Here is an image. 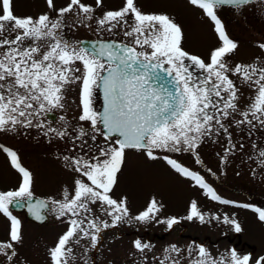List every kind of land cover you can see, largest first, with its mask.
Segmentation results:
<instances>
[{"label":"snow or ice","instance_id":"1","mask_svg":"<svg viewBox=\"0 0 264 264\" xmlns=\"http://www.w3.org/2000/svg\"><path fill=\"white\" fill-rule=\"evenodd\" d=\"M256 0H188V3L203 11L212 22L221 46L210 53L209 63L190 56L181 47L183 31L173 18L164 13L146 14L137 7L136 0H124L120 10L107 11L97 20L100 28L112 32L115 28L123 30L126 37L132 38V45L116 42L92 44L91 50L82 46H74L59 36L62 18L66 13L77 9V15L84 19L95 9L82 0H70L66 7L55 9L54 0H46L47 7L56 10L57 18L48 14L33 17H18L13 11V0H0V132L14 131L17 125L24 128L33 126V120L41 113L53 108H63L65 89L68 85L80 82L82 114L81 121H89L93 132L98 124L106 129L105 139L118 135L122 137L118 147H110L101 155L106 157L102 162L83 158L70 160L71 170L79 174L74 180L73 192H64L62 202L52 201L57 207V218L70 214L79 217L81 210L90 211L89 204H99L101 210L112 217V224L103 222V227L114 226L128 216L126 200L117 201L109 193L117 183V174L125 163V150L132 148L145 150L150 159H156L154 150L178 151L180 146L195 150L202 138L212 134L213 121L225 128L220 120H216L210 110L218 107L217 100L224 101L221 113L227 118L230 113L239 111L237 101L238 88L229 73L240 77L256 92L248 111L240 112L242 120L237 124L248 123L249 115L264 124V63L259 66L238 64L230 68L225 57L234 53L238 44L229 38L225 26L217 15L216 9L221 6H242L255 3ZM103 0H95L100 7ZM131 19V22L129 20ZM11 36V38H9ZM259 47L264 49V44ZM140 49H150L151 51ZM190 60L200 69L207 72L203 81L193 79L184 60ZM79 62L81 66H77ZM164 65L170 67L165 68ZM79 73V75H76ZM171 77L168 84L161 80V74ZM174 73V75H173ZM103 89L106 107L102 115L92 110L91 99L93 88ZM227 93L228 96H222ZM43 127V125H37ZM49 131H56L49 129ZM48 133L45 132V135ZM81 130V137L87 136ZM63 137V132H57ZM94 139V137H93ZM2 147V146H0ZM228 149L227 151H230ZM10 158L11 166L20 174L21 183L16 191L0 192V214L10 221L8 242H0V255L6 257L9 264H14V244L22 242L20 221L10 211L11 207L20 206L21 201H31L32 173L24 168L17 153L3 148ZM226 151V155H227ZM264 156V151L260 153ZM65 160L69 158L65 157ZM199 163V159L197 158ZM176 172L195 181L205 190V194L221 204L232 203L221 199L203 177L183 167L175 160L167 159ZM48 205L45 201L29 203V211L37 220H43L41 209ZM242 208L251 207L264 222V209L247 204L237 205ZM160 209L153 200L146 211L134 219L147 221ZM199 219L205 222L195 202L190 206L188 220ZM219 220L220 217H213ZM224 223L234 225L236 232L241 226L235 220L224 217ZM69 228L55 247L49 250L52 264H68V256L72 249L69 242L80 237H89L92 241L97 236L90 235L89 230L99 232L96 220L84 226L83 220L69 219ZM177 221H167L169 228ZM141 252L147 245L135 242ZM168 251V250H166ZM171 252L179 256L180 249L172 246ZM191 249H189V256ZM251 257L239 256L230 250L227 257L214 258L203 247L198 250V258L192 264H249ZM179 264L178 259L166 256L161 260ZM256 264H264V257L257 259Z\"/></svg>","mask_w":264,"mask_h":264},{"label":"rangeland","instance_id":"2","mask_svg":"<svg viewBox=\"0 0 264 264\" xmlns=\"http://www.w3.org/2000/svg\"><path fill=\"white\" fill-rule=\"evenodd\" d=\"M69 2L70 0H54L55 9L59 10L66 7ZM82 2L91 5L95 9L93 13L89 14L92 18L89 20L84 19L83 14L77 15L78 10L75 8L72 13H66L62 18V27L59 31L62 40L74 46H80L81 40H114L134 46L132 45V38L126 37L120 28H115L112 32H109L106 28H100L97 24V20L102 18L105 12L120 10L124 6V0H103L100 7H96L95 0H82ZM136 4L142 12L164 13L173 18L183 31L181 47L190 56L198 57L205 63H209L210 53L221 46V41L214 31L212 22L202 10L190 5L188 0H136ZM256 5L259 36L254 40L235 41L238 44L236 51L225 57L230 68H234L238 64H255L259 66L264 63V49L259 47L260 44H264V0H258ZM243 9L250 16L251 8L244 6ZM56 10L49 9L46 0H13V11L18 17L36 18L39 15L48 14L52 19H56ZM129 20L131 22L130 18ZM249 20L250 18L244 19L242 23L243 33H245V29L249 28L245 25V22L247 23ZM137 50L151 51L150 49L140 48H137ZM184 64L188 68L198 66L187 59L184 60ZM77 66L82 67L79 62H77ZM205 73L208 75L207 72ZM76 75H79V73ZM229 76L239 90L237 93L239 111L232 112L231 109H228L230 115L224 118L221 113L224 101L214 97L217 100L218 107L212 109V113H217L219 119H221L220 121L225 125V128L222 129H224V132H239V129L247 132L251 129L263 128L264 124L253 119L251 115L248 117L252 121L251 124L236 123L243 119L240 112L249 110V105L253 102L252 98L256 95V92L244 83L240 77L231 73H229ZM222 96L227 97L228 94L222 93ZM63 105V108H53L48 111L55 115L53 123L44 113H41L38 119L33 120V126L24 128L17 125L18 132H45L49 129L56 130L53 132L58 130L59 132H81L83 129L94 133L96 139L102 142L104 138L99 133L101 132L100 124L97 126L98 130L93 132L89 121L79 119L82 114L81 85L79 81L66 87ZM100 106L98 88H93L92 110L98 114ZM41 124L43 127L37 126ZM61 128L64 130H61ZM216 130L212 132H220L218 127ZM58 141L60 144L61 141L56 139V142ZM195 153L196 156L194 157L191 150H188L186 146H180L178 151L154 150L153 154L157 158L153 160L148 158L145 150L132 148L125 150V163L117 174V183L109 195L117 201L126 200L128 216L116 224L121 232L128 231L130 233L118 235L115 231H112L104 234L102 250H105V254L109 253L118 258L113 260V264H161V260L166 256L178 259L179 264H192V261L198 258L200 247H203L214 258L227 257L230 250L233 249L225 239L220 237L227 233L233 234L235 229L234 225L223 222L224 217L239 223L242 229L239 234L242 239L253 244L257 253L264 252V224L254 215L250 207L237 206L247 204L240 196L220 192V188L211 179V173H215L217 170L211 168V173L205 170L203 164V138ZM62 154V152L59 153L55 149H51L50 153L43 157L38 156L36 153L29 154L28 157H26L27 154L18 153L21 165L32 173V191L51 200V202H62L64 192L72 193L74 180L80 178L78 173L71 170L70 160L66 161L65 156L62 157ZM67 157L71 158L72 156ZM197 158L200 161L199 163ZM167 159L175 160L183 167L203 177L205 182L213 188L221 199L232 203L221 204L219 201L212 200L195 181L176 172L167 163ZM19 179H21V176L11 166L7 153L0 150V191H15L16 188L13 189V187ZM153 200L156 201L160 210L155 212L152 218L147 221L141 222L134 219L146 211ZM192 202L196 203L199 212L205 216L204 223H201L195 217L192 220L186 218L190 214ZM89 209L99 223L107 221L112 224V217L104 213L99 204H89ZM217 216L220 217L219 220L213 218ZM173 218L181 223L184 229L180 225L176 226L172 231L166 233L163 238H158L170 229L167 221ZM51 221V224L46 226L27 225L25 229L21 230L22 242L14 244V248L21 250L19 248L29 247L28 252L34 249L31 252L33 254L38 253L41 261L51 263L49 250L55 247L59 238L69 228L68 222L60 223L59 219H52ZM100 226H103V224H100ZM8 232L0 228V242L9 241ZM154 235H156V238H153ZM207 238L211 241L220 240L216 243L207 242ZM136 241H140L141 245H147L148 247L141 252L135 247ZM173 245L180 249L179 256L171 252ZM189 249H191L190 256ZM102 250L100 253H103ZM244 253L243 251H237L239 256H244ZM124 257L128 259L124 261ZM97 264H106V262L100 259ZM165 264H171V261H165Z\"/></svg>","mask_w":264,"mask_h":264},{"label":"flooded vegetation","instance_id":"3","mask_svg":"<svg viewBox=\"0 0 264 264\" xmlns=\"http://www.w3.org/2000/svg\"><path fill=\"white\" fill-rule=\"evenodd\" d=\"M257 1L258 0H256V2ZM256 2L245 5V7L249 6V8H251L250 16H248V13L244 12V6L237 9L233 6L225 5L216 9L217 15L224 24L225 31L230 39L234 41L247 39L254 40L259 36L258 10ZM144 13L158 14L153 11ZM249 18L251 22L250 20L247 22L248 24L245 22V25L249 26V32L248 29H245V33H243L242 30L244 27L242 23L244 22V19ZM164 67L168 68L170 66L164 65ZM188 71L196 81H203L207 76L205 71L202 69L200 70L198 66H190ZM210 112L214 115L216 120H221L217 113H212V110H210ZM44 114L51 120V123L54 122L55 115L53 113L46 112ZM220 122L223 124L222 121ZM212 123L214 125L212 131H217L216 128L218 127L220 132H212L211 135L203 137V164L205 170L208 173H211V168L217 170V172L215 171V173H211V179L214 181L215 185L220 188V192L240 196L242 200L247 202V205L264 209V156L260 155V153L264 151V127L251 129L247 132H243L240 129L239 132H224V129H222L219 124H216L215 120ZM61 130L64 129L61 128ZM45 132L48 134L45 135ZM45 132H18V127L15 128L13 132H0V146H2L0 147V150H3V148L6 147L15 151L17 155L18 153H24L27 154L26 157H28L29 154L36 153L38 156L43 157L48 155L51 149H55V151L63 153L62 157L72 156L69 160L83 158L90 162H96L93 158L99 157L102 162L106 159V157L101 155L104 150L110 147L119 146L118 136H111L108 139H105L106 134L103 132L102 128L101 132H99L104 138L102 142L98 141L96 135L91 132H88L89 134L83 137H81L80 132L78 131L63 132L64 135L62 138L57 135L59 130L57 132L46 130ZM56 139L61 141L60 144L59 141L56 142ZM228 149L231 150L227 151ZM191 152L195 157L196 153L192 150ZM20 183L21 179L17 181V184L14 185L13 189L16 188V190H18ZM39 201H45L48 205L46 208L41 209V215L44 217L43 220H37L29 211V203L35 204ZM56 207L57 206L54 205L51 200L32 191L31 201H21L20 206L11 207L10 211L20 221V229L23 230L30 224L40 226L51 224L52 219H58L55 211ZM253 213L258 217L257 213ZM69 219L83 220L84 226H87L89 221L96 220L91 210L88 212L81 210L79 217H73L68 214L59 218V222H68ZM96 222L98 225L103 224L99 223L97 220ZM262 223L264 224V222ZM179 225L183 228L181 223L177 221V223L173 224L169 230L158 236V238H163L166 233L172 231ZM9 226L10 221L4 217L3 214H0V228L9 231ZM89 231L90 235L94 234L97 236V240L94 242L89 236L80 237L79 243H76L75 239L70 241L68 246L72 251L68 256V264H97L100 259L106 262V264H113V260L118 258L109 253L105 254V250H102L104 234L111 233L112 231H115L118 235L130 233L128 231L121 232L118 229L117 224L108 228L100 226L99 232H94V230ZM144 234L146 235V233ZM153 238H156V235H154ZM220 238L225 239L236 252L243 251L245 252L244 256H250L251 259L249 264H256L257 259L264 257V252L257 253L256 247L242 239L241 235L236 231L233 234L227 233ZM219 240L220 239H218V241ZM206 241L214 243L218 242L217 240L211 241L208 238ZM28 248H19L21 250L13 248L16 253L13 257L14 264H52V262L41 261L38 253L33 254L31 251L34 249L28 252ZM101 250L103 253H100ZM20 251H22L21 254ZM123 259L126 261L128 258L124 257ZM0 264H9L6 257L3 255H0Z\"/></svg>","mask_w":264,"mask_h":264},{"label":"water","instance_id":"4","mask_svg":"<svg viewBox=\"0 0 264 264\" xmlns=\"http://www.w3.org/2000/svg\"><path fill=\"white\" fill-rule=\"evenodd\" d=\"M104 42H116V43L124 44V43H121V42H118V41H114V40H81L80 41V46L88 48L89 50H91L92 44H99V43H104ZM161 80L163 81L164 84H167L168 87L171 88V85L168 84V81L171 80V77H165L164 74L162 73L161 74ZM98 90H99V95H100V98H101V101H102L101 108H100V111H99V115H102L104 110H105V107H106V101H105V98H104V93H103L102 87L98 88ZM50 116H52V115H50ZM101 127H102L103 131L106 134V129H104L102 124H101ZM115 136H118V135H115ZM121 139H122V137L118 136V145H119V141Z\"/></svg>","mask_w":264,"mask_h":264}]
</instances>
